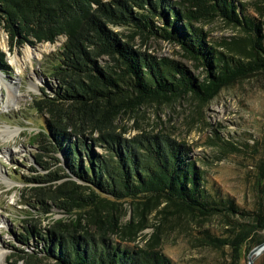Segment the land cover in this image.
Returning a JSON list of instances; mask_svg holds the SVG:
<instances>
[{
	"label": "trees",
	"instance_id": "obj_1",
	"mask_svg": "<svg viewBox=\"0 0 264 264\" xmlns=\"http://www.w3.org/2000/svg\"><path fill=\"white\" fill-rule=\"evenodd\" d=\"M256 16L264 18V0L246 5L233 0H0V26L11 46L53 45L65 38L43 71L56 88L33 101L47 118L33 139L37 164L47 173L26 180V192L46 213L58 210L66 218L45 232L31 224L24 229L18 242L30 247L38 240L42 249L17 250L21 261L174 264L155 245L124 246L111 239L124 240L125 229L133 228V235L144 225H124L112 214L102 217L122 202L145 200L147 207L160 199L197 222L222 218V235L203 233L202 243L223 252L220 264L248 260L264 243V192L257 190L256 206L245 209L229 196L206 190L204 171L195 167L185 145L165 135L129 142L115 134V126L122 113L145 102L192 94L208 104L224 89L264 74V20ZM218 18L234 33L221 44L208 40L203 29ZM151 37L177 43L184 58L202 66L206 76L200 79L180 63L136 48L137 40ZM8 70L0 47V71ZM92 142H104L107 153L93 152ZM256 147L262 155L264 133ZM220 148L238 150L226 141ZM59 154L65 168L50 171L47 160L56 161L53 156ZM259 170L264 177V160ZM255 264H264V255Z\"/></svg>",
	"mask_w": 264,
	"mask_h": 264
},
{
	"label": "rangeland",
	"instance_id": "obj_2",
	"mask_svg": "<svg viewBox=\"0 0 264 264\" xmlns=\"http://www.w3.org/2000/svg\"><path fill=\"white\" fill-rule=\"evenodd\" d=\"M233 1L246 5L254 0ZM256 19L264 20L258 16ZM159 24L164 26L163 22ZM203 29L210 35L208 40L217 44L234 36L223 18L206 24ZM64 42L65 38H61L53 45L11 46L9 35L0 26V47L6 53L9 65L7 72L0 71V131L17 133L12 139L0 135V250L7 256L5 264H25L18 258L17 250L32 253L37 245L42 249L38 240H31L30 247L18 242V237L30 224L45 232L53 222L66 218L58 210L46 213L26 192L30 187L26 180L47 173L37 164L39 151L33 140L45 127L47 118L35 109L33 101L43 93L52 94L56 88L57 83L46 78L43 71L55 60ZM135 46L153 57L182 64L195 77L203 79L206 76L204 68L185 59L181 48L172 40L151 37L145 42L137 40ZM9 89L15 96V104L8 105ZM115 127V134L129 142L145 141V136L165 135L185 145L195 167L204 171L206 190L229 196L245 209L256 206L257 190L264 192V177L259 170L264 150L260 155V147H256L264 133V74L224 89L208 104L192 94L168 102H145L122 113ZM224 141L238 150H222L220 146ZM106 149L104 142H92L96 154L104 155ZM53 157L56 161L47 160L50 171L65 168L61 154ZM144 202L139 200L133 205L122 202V205L103 211V218L112 214L124 225L131 222L144 225L133 235L129 234L133 228L125 229L120 234L124 240L118 236H111V239L124 246L147 248L149 244L155 245L174 264H220L223 252L203 244L202 234L211 232L221 236L222 218L197 222L189 215L175 212L163 199L147 207L142 205ZM138 208L142 210L140 214ZM242 264H248V260Z\"/></svg>",
	"mask_w": 264,
	"mask_h": 264
},
{
	"label": "bare ground",
	"instance_id": "obj_3",
	"mask_svg": "<svg viewBox=\"0 0 264 264\" xmlns=\"http://www.w3.org/2000/svg\"><path fill=\"white\" fill-rule=\"evenodd\" d=\"M7 87V86H6ZM15 104V96L14 94L10 91L9 89V95H8V105L10 104ZM7 135V138L8 139H12V138H15L17 136V133L16 132H10V131H0V135ZM6 257L0 250V264H5V260H6Z\"/></svg>",
	"mask_w": 264,
	"mask_h": 264
},
{
	"label": "water",
	"instance_id": "obj_4",
	"mask_svg": "<svg viewBox=\"0 0 264 264\" xmlns=\"http://www.w3.org/2000/svg\"><path fill=\"white\" fill-rule=\"evenodd\" d=\"M264 255V243L254 248L248 255V264H255L257 259Z\"/></svg>",
	"mask_w": 264,
	"mask_h": 264
}]
</instances>
